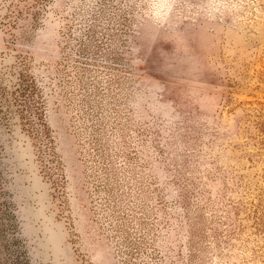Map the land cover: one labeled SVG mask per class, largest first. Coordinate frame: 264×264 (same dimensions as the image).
<instances>
[{
    "label": "rangeland",
    "instance_id": "rangeland-1",
    "mask_svg": "<svg viewBox=\"0 0 264 264\" xmlns=\"http://www.w3.org/2000/svg\"><path fill=\"white\" fill-rule=\"evenodd\" d=\"M0 264H264V0H0Z\"/></svg>",
    "mask_w": 264,
    "mask_h": 264
}]
</instances>
